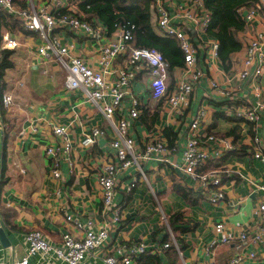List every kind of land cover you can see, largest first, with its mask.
<instances>
[{
  "label": "crops",
  "instance_id": "1",
  "mask_svg": "<svg viewBox=\"0 0 264 264\" xmlns=\"http://www.w3.org/2000/svg\"><path fill=\"white\" fill-rule=\"evenodd\" d=\"M83 1L70 0L66 10L85 16L79 5ZM168 1L171 6L183 4L181 6L185 7L189 0ZM47 2L15 0L14 5L16 8L33 5L38 9ZM253 5L243 7L241 14ZM12 16L6 25L0 18V60L3 59L1 50L8 49L1 45L4 33L19 43L9 49L11 55L8 59L12 66L2 71L0 86V226L12 246L8 250L0 241V263L9 264L25 254V235L32 230H39L54 243L61 241L64 232L80 237L83 230L65 219L66 215H72L83 223L90 222L94 228L107 223L110 227L108 248L118 243L144 241L162 244L167 241L175 252L172 256L170 247L165 249L160 255V264H194L198 259L209 257L215 260V264H226L238 251V241L218 243L207 254L204 247L215 236L214 225L223 222L226 230H253L259 223L257 204L264 197V192L257 186L264 185V163L253 157L256 150L254 137H264V110L256 126L228 112L230 105L252 102L258 93L264 100V75L255 82L250 79L241 81L236 76L243 68L246 40L254 33L264 31V9H257L252 22L245 24L237 34L242 46L232 53L228 70L221 66L219 58L210 60L195 39L197 66L205 76L194 84L182 113L173 110L165 98L151 96L147 70L134 72L131 66L128 69L131 72L130 90L140 101L138 117L129 121L128 129L138 148H142L153 135L175 146L170 158L179 161L189 119L202 109L205 117L201 127L232 139L234 150L209 160L200 168L220 171L225 197L212 203L209 190H213V186L203 189L198 181H191L183 171L148 159L142 163L143 176L134 166L118 173L113 205L107 209L103 205L98 176L106 162L115 160L109 147L115 131L81 90L66 87L67 71L60 62L52 54L38 53L41 34L26 29L21 18ZM155 20L153 6L152 22ZM48 33L68 44L71 54L83 57L93 67H98L100 44L115 38V33L106 30L97 41L75 33L68 26H57ZM204 38L210 39L211 36L203 35ZM128 58V52L117 56L113 61L114 69L128 67ZM184 76L187 78L182 73V66L167 68L168 91H172ZM114 78L115 74L111 79ZM208 78L234 93V98L220 97L209 87ZM3 93L11 96L8 107L2 103ZM127 101L125 97L115 117L127 115ZM55 125L67 126L72 142L69 154L58 161L59 177L52 175L53 159L45 153L46 146L61 142L53 133ZM92 126L101 127L106 134L91 146L81 147L80 138ZM133 180H136L135 187L131 191L125 190ZM116 209L119 210V219L114 221ZM175 213L179 214L178 218L170 227L162 217L168 220ZM173 238L179 250L173 245ZM248 250L256 252L255 258H243L238 264H264V239L259 242L247 239L240 252ZM137 259L132 264H137Z\"/></svg>",
  "mask_w": 264,
  "mask_h": 264
},
{
  "label": "built area",
  "instance_id": "2",
  "mask_svg": "<svg viewBox=\"0 0 264 264\" xmlns=\"http://www.w3.org/2000/svg\"><path fill=\"white\" fill-rule=\"evenodd\" d=\"M45 6L36 8L27 5L24 8H16L13 0H0V8H4L10 14L18 16L24 22L28 30L38 31L42 36L37 51L42 55L54 58L66 69L65 85L68 89H79L87 100L95 104L101 111L104 119L114 129L115 136L110 141L109 147L115 156L114 161L106 162L98 176V182L102 191L104 208L113 205V195L117 187V175L125 168L134 166L140 175H144L142 163L148 159H155L166 163L186 173L191 181H198L203 189L210 185L209 200L216 203L225 197L221 188V177L218 169L200 170L209 160L218 159L225 152L234 150L232 139L228 136L216 135L201 127L205 117V111L199 110L189 119L185 131V143L180 153V160L175 161L170 155L176 150L160 138L151 135L142 148L135 145L134 139L129 135V121L138 117L139 98L130 90L131 66L134 72L147 70L150 75V93L153 98H165L168 105L176 112L182 113V108L188 105L189 96L205 72L197 66L198 47L201 44L210 60L218 59V41L207 35L210 23V13L204 7L203 0H189L186 6H171L168 0H153L156 25L167 36L175 37L183 54L182 73L184 76L176 82L172 91L167 88V62L163 54L154 47L133 45L135 25L129 21L119 22L114 25L115 38L106 43H101L98 51V67H93L81 56L73 55L70 46L63 44L56 35L48 33L57 26H68L75 33H82L100 41L106 28L96 19H86L83 16L68 12L66 6L70 0H47ZM242 9V8H241ZM240 9V11H241ZM257 9H264V0H255L251 8H247L242 18L245 24H250ZM65 10V11H64ZM241 13V12H240ZM3 48H15L18 41L10 34L4 33L1 37ZM129 53L128 67L114 69L113 61L123 53ZM115 74V78L111 79ZM264 75V31L251 35L245 44V56L243 68L236 74L241 81L251 80L255 82ZM209 87L223 98H234V93L222 88L213 78H208ZM127 97V115L115 117ZM2 103L8 107L11 96L3 93ZM264 110V100L256 94L254 101L228 107L229 115L243 121L256 123L261 119V111ZM53 133L60 138L59 144L48 145L45 153L53 159L51 172L54 177H59L58 161L69 154L72 142L68 137V128L64 125L53 126ZM105 130L99 126H92L88 132L83 133L79 140L81 147H89L105 135ZM256 150L253 157L259 158L264 163V137L255 136ZM136 180L125 186V190L131 191L135 187ZM264 192V185H257ZM258 225L253 230H226L223 222H217L215 236L204 247L208 253L218 243L238 241V251L226 264H238L245 259H254L256 252L248 250L241 253L243 243L249 239L259 242L264 239V197L257 204ZM67 222L83 230L80 237H75L70 232H64L59 243H54L45 238L39 230L26 233L25 254L18 260L9 264H132L135 259L145 253L160 256L162 252L171 247L170 242L162 244L147 243L144 241L133 243H118L107 247L109 243V225L103 224L100 228H94L90 222L83 223L72 215L65 216ZM119 219V210H115L114 221ZM167 224V218L162 217ZM173 245L179 250L173 238ZM8 250L12 246L7 247ZM4 264V263H0ZM194 264H215L212 257L198 259Z\"/></svg>",
  "mask_w": 264,
  "mask_h": 264
},
{
  "label": "trees",
  "instance_id": "3",
  "mask_svg": "<svg viewBox=\"0 0 264 264\" xmlns=\"http://www.w3.org/2000/svg\"><path fill=\"white\" fill-rule=\"evenodd\" d=\"M203 3L210 13L207 34L218 41V58L221 66L228 70L232 53L242 46L237 35L245 27L240 9L254 4L255 0H203ZM79 5L85 14L84 18L98 20L109 32L113 31L116 23H133V45L158 49L163 54L168 69L183 66V54L177 39L162 33L156 25V20L155 23L152 22L153 0H84ZM0 12V18L4 20L5 25L10 23L13 16L3 9ZM1 53L3 59L0 60V86L2 71L12 66L8 59L11 50L3 49ZM178 215L175 213L167 220L170 227H173ZM169 251L172 254L175 249L170 247ZM136 263L160 264V256L145 253L138 257Z\"/></svg>",
  "mask_w": 264,
  "mask_h": 264
},
{
  "label": "water",
  "instance_id": "4",
  "mask_svg": "<svg viewBox=\"0 0 264 264\" xmlns=\"http://www.w3.org/2000/svg\"><path fill=\"white\" fill-rule=\"evenodd\" d=\"M0 241L3 246H9L10 245V240L6 236L4 229L0 226Z\"/></svg>",
  "mask_w": 264,
  "mask_h": 264
}]
</instances>
